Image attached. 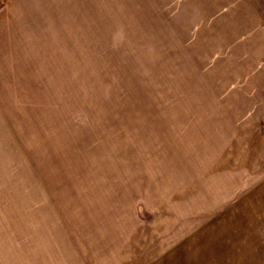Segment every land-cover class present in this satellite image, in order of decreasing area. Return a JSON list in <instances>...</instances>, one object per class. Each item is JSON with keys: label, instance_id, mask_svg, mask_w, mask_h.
<instances>
[{"label": "rangeland", "instance_id": "rangeland-1", "mask_svg": "<svg viewBox=\"0 0 264 264\" xmlns=\"http://www.w3.org/2000/svg\"><path fill=\"white\" fill-rule=\"evenodd\" d=\"M0 264H264V0H0Z\"/></svg>", "mask_w": 264, "mask_h": 264}, {"label": "crops", "instance_id": "crops-1", "mask_svg": "<svg viewBox=\"0 0 264 264\" xmlns=\"http://www.w3.org/2000/svg\"><path fill=\"white\" fill-rule=\"evenodd\" d=\"M208 140H210V138Z\"/></svg>", "mask_w": 264, "mask_h": 264}]
</instances>
